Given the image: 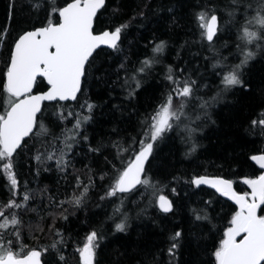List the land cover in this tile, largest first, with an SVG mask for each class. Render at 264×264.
I'll list each match as a JSON object with an SVG mask.
<instances>
[{
	"label": "snow or ice",
	"instance_id": "obj_1",
	"mask_svg": "<svg viewBox=\"0 0 264 264\" xmlns=\"http://www.w3.org/2000/svg\"><path fill=\"white\" fill-rule=\"evenodd\" d=\"M150 3L151 0H147L129 19H123L121 0H63L60 6L56 0H48L47 4L39 0L31 3V7L37 12L43 11V19L35 12L23 18L21 23L27 26L16 29L9 42L16 16L23 9L17 0H7L6 19L10 23L0 27V49H8L4 69L0 72V96L4 97L0 101V180L7 189L5 200L0 201V264H69L65 254L69 241L79 264H102L98 254L107 239L105 225L108 221L112 222V234H127L133 219L147 216L150 209L175 215L180 198L177 187L183 190L202 186L215 189L238 205V210L222 229L218 244H212L215 264H264V149L249 157L259 165L261 172L243 177V183L250 188L248 192H237L235 185L239 181L226 175H210L205 170L203 174L190 173L187 178L168 177L155 165L161 145L177 137L189 146L186 157L196 153L200 147L196 137L204 127L215 124L213 110L221 100L230 93L235 95L236 90L252 91L246 70L258 58L264 60V0H231V11L220 8L216 0H204L194 6L191 34L197 39L186 40L185 44H198L210 53L203 59L211 61L213 76L219 81L215 92L201 95L203 89H209V85L202 82V73L194 78L193 71L186 72L185 67L164 65V91L154 106L145 109L143 114L135 107L130 109L139 117L135 136L97 139L88 134L96 104L85 101L79 112L60 106L63 101L78 102V95H83L89 86L90 76L92 81L103 79V75L96 74L101 71L96 61L105 50H110L108 55L118 60L117 73H125L118 79L128 89L126 99L130 104L136 101L137 92L145 83L143 77L161 64L168 48L166 40L159 39L158 43L152 40L149 42L151 55L138 59L131 69L126 67L130 60L124 45L126 41L131 43L129 29L137 21L148 20ZM225 15L228 19H224ZM228 25H232L234 51L224 56L216 43L222 40ZM221 47L230 46L224 41ZM230 57L239 62H229ZM199 67L197 65L194 71L199 73ZM38 80L47 83L42 88ZM261 91L264 92V88ZM49 103L52 111L48 110ZM69 118L75 121L72 128H62L59 135L45 123L47 120L53 127H60L62 123L66 125ZM250 128L253 131L258 128L264 136V119L252 120ZM112 135L119 137L120 132L114 128ZM80 147L84 148L83 153L76 151ZM81 155L92 157L84 165V171L89 174L87 182L77 173L73 190L66 193L63 200L49 194L47 185L42 189L30 187L20 171L27 167L36 182L42 171H51L45 165L54 160L56 171L66 177L73 158ZM72 171L76 172L74 168ZM106 179L109 182L99 196L97 207L103 202L118 200L111 216L95 224L87 219L82 221L87 228L82 239L79 233L74 236L55 227L57 219L67 223L76 210L86 208L97 180L103 183ZM164 191L169 195L161 194ZM187 194L184 192L185 196ZM133 195H137L136 200L130 201L138 207L135 217L126 207ZM37 199L41 204L45 199L48 201L46 210L51 209L48 215L53 220L48 231L54 239L47 245L30 246L23 242V216L36 211L30 205ZM142 202L144 206L139 207ZM204 205L202 209H191L192 223L212 224L214 218L208 208L213 206V201H204ZM207 231L211 233L212 229ZM187 235L180 225L168 235L167 247L161 250L166 252V264H181ZM158 259L156 255L152 259L145 255L143 264H158Z\"/></svg>",
	"mask_w": 264,
	"mask_h": 264
},
{
	"label": "trees",
	"instance_id": "obj_2",
	"mask_svg": "<svg viewBox=\"0 0 264 264\" xmlns=\"http://www.w3.org/2000/svg\"><path fill=\"white\" fill-rule=\"evenodd\" d=\"M39 2V0H31V3ZM45 4L48 0H43ZM123 7V19H129L135 14V10L139 6L147 3V0H121ZM204 0H151L149 4L150 11L147 13V21H137L129 29L128 41L125 42L126 54L129 56V69L138 59H143L146 55H151L150 41L164 39L168 42V48L163 53L161 64L157 65L153 71L146 77H143L145 83L137 92V99L131 104L126 99L128 89L123 87V81L118 79L125 75L123 71L117 73L118 60L108 55L110 50L100 53L97 58L96 65L101 69L97 75H103L100 81H92L89 77V86L84 89L83 95H78L77 101L60 102V106H66L68 109H75L79 112L80 105L85 101L94 103L97 107L93 112V122L88 126V134L96 136L97 139L103 137L107 140L121 139L129 135L135 136L138 128V115L131 112V108L135 107L139 113L143 114L145 109L150 110L154 106L160 94L164 91V65L172 64L173 66L185 67L187 71H193V77L196 78L200 73L203 74V83L209 85V89H203L201 95H212L215 92V86L219 83L218 79L213 76L211 70V61H205L204 56L210 55L206 48H201L198 44H185V41L196 40L197 36L192 35L191 12L194 6L203 3ZM30 0H17L18 6L23 11L18 12L12 33L9 36V42L16 34V29L21 26L23 18L31 16L35 12L40 19H43V11L37 12L31 7ZM63 0H56L57 6H60ZM220 8L231 11V0H216ZM7 0H0V27L7 26L10 22L6 19ZM115 6V5H114ZM168 8L172 11L169 12ZM159 9V11H157ZM224 19H228L227 15ZM239 19V17H238ZM175 21V23H173ZM142 24L143 26H139ZM234 40L232 35V25L225 28V34L222 40L217 41L216 47L221 51L222 55L229 56L230 51H234L231 47ZM227 41L228 49H224L221 45ZM181 45H184L181 48ZM147 46V47H146ZM7 47L0 49V72L4 69V60L7 58ZM229 62L238 63V60L229 58ZM199 65V73L195 70ZM138 66V65H137ZM105 69L107 71H105ZM246 76L251 81L252 91L241 92L236 90L235 95L228 94L213 110V120L215 124H209L196 137V142L200 146L196 153L186 157L184 154L188 150V145L181 142L179 137L171 142L161 145L158 159L155 161L156 167L166 176L171 175L185 176L194 172L201 174L207 170V174L226 175L228 178H235L239 182L235 185L238 192L250 191L249 186L243 183V177L259 175L261 169L249 157L257 154V150L264 149V136L260 135L259 129L251 130L250 122L252 120L264 119V60L259 58L252 62L249 69L246 70ZM43 88L46 85L45 80L39 81ZM4 99L0 96V101ZM119 105V109L115 106ZM49 111H52V104L49 103ZM84 114H87L85 111ZM53 119H55L53 117ZM75 121L69 118V122L62 123L60 127H53L47 120L45 123L51 128L56 135L60 134L62 128L71 129ZM117 129L120 136H113L112 130ZM35 151V149H33ZM76 151L83 153L84 148H77ZM107 154V153H106ZM111 159V155H109ZM92 160L91 156H76L73 158L72 167L69 174L64 177L56 171L55 161H49L46 167L50 168V172H41L38 180L33 182V174L24 167L20 171L27 179L32 188H44L48 186V192L52 196L63 200L65 194L73 190L75 184L74 176L79 173L80 178L87 182L89 175L84 171V165ZM94 168L96 164L92 165ZM222 166V167H220ZM72 168L76 172L72 171ZM35 164H33V171ZM67 181V183H66ZM108 180L103 183L97 180V186L91 192L89 202L84 209L76 210L74 215L69 216V221L65 223L57 219L55 227L71 233L74 236L79 233L82 239L83 234L87 231L86 226L82 223L88 220L90 223H98L111 216L114 204L103 202L101 207H97L99 196L103 195V189L107 187ZM175 186V185H173ZM180 192V198L177 201L175 215H165L159 213L156 209H150L147 216H141L139 219H133L131 228L127 234H112V222L108 221L105 225L107 239L101 245L98 259L102 264H143V258L147 255L148 259H152L153 255L159 257L158 264H166V252L161 251L167 247V237L171 232L180 225L187 232V246L183 249L181 256V264H215L213 242H219L222 229L231 220L232 215L237 211L236 206L221 197L209 187L202 186L201 189H191L177 187ZM187 192V196L184 195ZM161 194L169 195L168 191ZM7 196L5 182L0 180V201H4ZM171 198V196H169ZM137 199V195L129 197V203L126 204L127 210L135 217L138 210L136 205L130 203ZM212 200L213 206L208 208L209 214L214 218L212 224L207 222L192 223L191 209L204 208V201ZM47 199L41 204L39 199L30 206L36 211H29L24 214L23 233L25 236L24 243L30 246L47 245L54 239L53 234L48 231L52 225V217L48 215L46 206ZM143 202L139 207H143ZM72 210L69 209V212ZM43 217V220H41ZM151 217V218H149ZM44 231L41 232L40 229ZM211 228L212 232L208 233L207 229ZM35 237V238H34ZM69 241V247L66 251L69 264H79V258L74 253Z\"/></svg>",
	"mask_w": 264,
	"mask_h": 264
},
{
	"label": "water",
	"instance_id": "obj_3",
	"mask_svg": "<svg viewBox=\"0 0 264 264\" xmlns=\"http://www.w3.org/2000/svg\"><path fill=\"white\" fill-rule=\"evenodd\" d=\"M45 82H46V80H45ZM47 83V82H46ZM63 102H66V101H63ZM47 103V102H46ZM206 187H208V186H206ZM210 188V187H209ZM212 189V188H211ZM212 190H214L215 191V189H212ZM235 190H236V188H235ZM237 191V190H236ZM216 192V191H215ZM238 192V191H237ZM217 193V192H216ZM217 194H219V193H217ZM220 195V194H219ZM221 197H223L224 199H226V200H228V201H230V202H232L237 208H238V205H236L235 204V201H233V200H231L229 197H224V196H222V195H220Z\"/></svg>",
	"mask_w": 264,
	"mask_h": 264
}]
</instances>
